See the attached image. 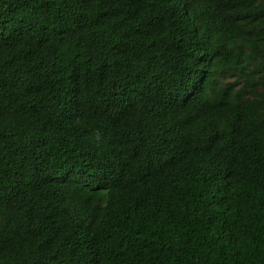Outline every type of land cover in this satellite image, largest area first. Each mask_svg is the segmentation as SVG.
Masks as SVG:
<instances>
[{
	"label": "trees",
	"instance_id": "1",
	"mask_svg": "<svg viewBox=\"0 0 264 264\" xmlns=\"http://www.w3.org/2000/svg\"><path fill=\"white\" fill-rule=\"evenodd\" d=\"M0 264H264V0H0Z\"/></svg>",
	"mask_w": 264,
	"mask_h": 264
}]
</instances>
